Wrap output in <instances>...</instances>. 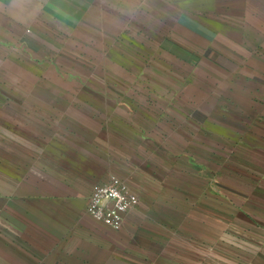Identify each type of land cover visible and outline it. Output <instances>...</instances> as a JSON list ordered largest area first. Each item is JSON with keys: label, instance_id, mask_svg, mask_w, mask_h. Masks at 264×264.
Listing matches in <instances>:
<instances>
[{"label": "rangeland", "instance_id": "rangeland-1", "mask_svg": "<svg viewBox=\"0 0 264 264\" xmlns=\"http://www.w3.org/2000/svg\"><path fill=\"white\" fill-rule=\"evenodd\" d=\"M7 7L21 16L27 2ZM42 10L53 18L38 27L0 20V184L52 168L38 162L62 161L78 134L99 141L103 122L121 125L124 169L106 176L146 202L155 191L139 207L156 226L144 233L171 240L187 264L259 253L264 0H43ZM217 60L231 69L214 70ZM99 224L113 232L103 238L119 231Z\"/></svg>", "mask_w": 264, "mask_h": 264}, {"label": "crops", "instance_id": "crops-1", "mask_svg": "<svg viewBox=\"0 0 264 264\" xmlns=\"http://www.w3.org/2000/svg\"><path fill=\"white\" fill-rule=\"evenodd\" d=\"M26 2L25 13L14 16L7 13V0H0V11H4L0 20L1 16L6 19L8 16L9 20L14 19L26 27H38V23L53 18L44 16L43 0ZM73 19L81 20L82 17ZM29 35L37 43L42 37L39 33ZM226 51L230 50L227 48L219 53ZM213 63L214 70L231 69L219 60ZM121 129V125L103 122L101 140L92 142L84 133L78 134L76 140H69L62 146L66 149L62 161L45 155L38 162L50 164L52 168L37 167L36 171L17 178L11 175L3 178L0 184V264H124L144 260L187 264L190 258L181 250H171V240L165 237L161 240L156 234L141 230L147 227L148 231L151 227L154 232L156 229L155 222L141 223L140 219V208L148 206L149 201L154 202L150 200L155 197L154 190L148 202L143 199L145 192L136 191L140 206L124 214L121 229L111 237L103 238V232H113L85 210L91 190L107 180L106 173L124 169L122 150L130 147V143L124 140ZM258 220L251 222L264 229V221ZM259 239V253L246 256V264H264V236ZM184 241L179 243L183 245Z\"/></svg>", "mask_w": 264, "mask_h": 264}, {"label": "built area", "instance_id": "built-area-1", "mask_svg": "<svg viewBox=\"0 0 264 264\" xmlns=\"http://www.w3.org/2000/svg\"><path fill=\"white\" fill-rule=\"evenodd\" d=\"M138 203V195L124 179L110 176L91 190L85 210L95 221L120 230L124 214Z\"/></svg>", "mask_w": 264, "mask_h": 264}]
</instances>
